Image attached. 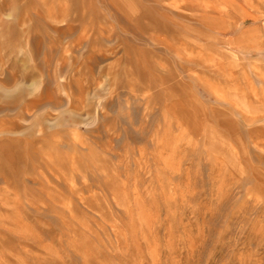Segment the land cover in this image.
Here are the masks:
<instances>
[{"label": "rangeland", "instance_id": "374dc122", "mask_svg": "<svg viewBox=\"0 0 264 264\" xmlns=\"http://www.w3.org/2000/svg\"><path fill=\"white\" fill-rule=\"evenodd\" d=\"M0 264H264V0H0Z\"/></svg>", "mask_w": 264, "mask_h": 264}]
</instances>
